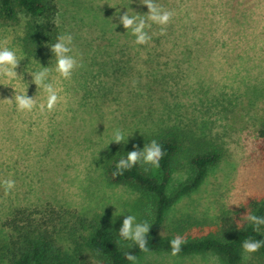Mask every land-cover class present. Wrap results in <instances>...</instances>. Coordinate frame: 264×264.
Here are the masks:
<instances>
[{
    "label": "rangeland",
    "instance_id": "1",
    "mask_svg": "<svg viewBox=\"0 0 264 264\" xmlns=\"http://www.w3.org/2000/svg\"><path fill=\"white\" fill-rule=\"evenodd\" d=\"M56 2L59 35L73 36L72 54L83 66L70 80L52 72L61 96L52 112H18L3 100L11 99L14 89L0 80L5 84L0 85V180L16 182L8 195L0 187V239L18 208L101 215L118 238L127 215L148 222L150 199L110 182L105 158L113 150L141 149L162 132L179 138L168 193L189 178L193 154L215 151L219 157L200 186L166 212L158 237L208 235L222 213L241 211L248 198L264 197L263 144L257 135L264 119V0H155L174 15L164 35L159 25L146 28L152 39L144 45L135 44L119 23L128 10L147 14L140 0ZM26 21L22 14L15 23L0 21V42L6 39L24 58L16 69L22 76L11 85L18 91L28 85L27 95L40 101L44 93L28 72L40 65L54 68L55 58L50 47L34 57L24 54ZM117 128L127 143L111 142ZM136 264L222 262L212 253L160 252L146 253ZM241 264L260 261L244 252Z\"/></svg>",
    "mask_w": 264,
    "mask_h": 264
},
{
    "label": "trees",
    "instance_id": "2",
    "mask_svg": "<svg viewBox=\"0 0 264 264\" xmlns=\"http://www.w3.org/2000/svg\"><path fill=\"white\" fill-rule=\"evenodd\" d=\"M57 7L56 0H0V21L15 23L20 14L27 18L22 49L27 57H34L56 42L59 35L55 23ZM257 135L263 144L261 157L264 162V119ZM153 139L164 150L159 167H153L154 173L150 172V165L138 163L122 175L114 176L117 162L127 155L114 150L105 158V173L110 182L129 185L150 199L148 223L151 228L147 235L150 251L147 253L171 254L169 242L173 237H158L156 232L163 225L166 212L182 196L200 186L219 156L215 151L193 154L189 160L192 169L189 178L168 193L171 160L178 150L179 138L162 132L145 144ZM242 210L244 214H240ZM242 210L222 213L208 235L185 239L177 256L212 253L222 264H241L242 242L248 238L264 240V227L255 232L244 217L247 213L264 216V197L248 198ZM4 227L7 235L0 239V264H87V257L102 264H131L125 253H133L136 258L146 254L132 241L122 243L101 215L85 216L76 211L53 209L33 213L18 208L10 213ZM252 254L264 264V247Z\"/></svg>",
    "mask_w": 264,
    "mask_h": 264
},
{
    "label": "clouds",
    "instance_id": "3",
    "mask_svg": "<svg viewBox=\"0 0 264 264\" xmlns=\"http://www.w3.org/2000/svg\"><path fill=\"white\" fill-rule=\"evenodd\" d=\"M140 3L146 5L148 8L147 14L141 15L139 13L130 14L129 10L123 15L119 16V23L123 25L126 30H130L131 34L135 37V44L144 45L148 44L152 37L145 31L150 28L151 24L160 26V34H166V26L173 18L174 12L165 9L159 5L155 0H140ZM151 22V23H149ZM73 36L70 33L60 34L56 38V42L51 44L50 50L55 58L54 68L42 67L30 73L32 82L37 86V89L44 93L43 100L38 101L36 96L29 97L27 95V87L22 90H17L16 87L11 85V81H15L22 75H19L16 69L23 57L17 55V51L7 46L8 41L5 39L0 42V80L7 81L8 84L0 83V85L11 86L15 95L11 99H3L9 104H14L18 112L31 113L38 109L41 113L52 112L61 101L59 90L55 86V79L52 77V72L57 74L58 78L63 80H70L73 72L83 65L78 62L77 57L73 55ZM136 81H133L135 86ZM111 142L127 143L124 132L117 128L112 133ZM110 142V143H111ZM134 150L128 151L126 158H121L116 164V171L114 176L122 175L124 171L131 169L138 163L141 165H151L158 168L160 160L164 156V150L157 140L153 139L145 144L142 149L133 146ZM148 169L145 168V171ZM15 180L3 179L0 180V187H3L5 195H8L15 188ZM246 221L253 226L255 232H260L264 227V216H257L255 214L247 213L245 216ZM150 224L147 221L136 222V217L127 215L123 219L122 227L119 229L118 235L122 240L132 241L137 245L142 252H149L147 235L150 231ZM186 241L181 236H176L170 240L171 255H178L181 251V246ZM245 253H255L264 247V240L248 238L242 242L241 245ZM125 258L136 264V256L133 253H125Z\"/></svg>",
    "mask_w": 264,
    "mask_h": 264
}]
</instances>
